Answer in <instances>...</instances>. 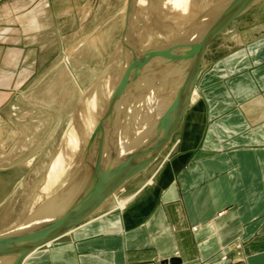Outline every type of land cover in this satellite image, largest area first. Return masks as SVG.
Segmentation results:
<instances>
[{"label": "rangeland", "instance_id": "obj_1", "mask_svg": "<svg viewBox=\"0 0 264 264\" xmlns=\"http://www.w3.org/2000/svg\"><path fill=\"white\" fill-rule=\"evenodd\" d=\"M14 1L12 0V6L16 5ZM183 1V5L187 6L188 3L197 0ZM221 1L217 0L215 9L207 8L205 17L207 14L213 17L212 13L217 16V11L221 15L227 14L224 12L234 6L233 0L223 2L226 6H221ZM149 2L152 0H38L37 3H29L27 9H23L21 12L18 6L11 10L7 7L9 11H5L7 8L3 3L0 4V233L14 228L11 235L19 236L20 228L17 227L29 219L37 208L43 205L48 206L51 203L54 205L51 212H54L74 193L86 188L90 181L96 179L100 174L99 170H103L106 164H110L113 159L117 158V155H121L122 160L119 159L120 161L117 162L118 168L113 169L112 176L119 177L122 169L129 165L135 156H138L139 151L142 152L140 157H143L145 149L154 143L147 156L143 160L142 158L138 159L142 162L139 163L137 169L135 168L136 171L134 170V173L132 172L115 182L117 184L113 193L118 201L129 199L128 197L134 194L140 186L150 181L154 172L170 154L179 134L182 119L157 157L150 163H145L147 157L160 143L167 131L166 127L165 131L161 133L166 120L168 123L170 119L169 114L172 109L168 107L169 105H167V116H165L166 110L163 112L158 110L155 116L151 115V118L149 117L147 120L146 118L150 115V111L147 110V117H143L146 119L143 123V119L140 120L144 116V112L139 107L141 106L140 101H142L140 99L136 107V114L133 113L134 117L128 122H124L126 120L122 119L124 116L122 112L126 113L125 110L128 109L127 114L132 113L129 112L131 111L129 103L132 102L131 99L136 90L131 91L135 86L130 83L127 87L124 86L122 94L117 98L118 104L123 103V105L116 104V101L112 104V106H116L117 110L120 109L118 110L119 116L118 112L114 114L115 108L110 107L108 109L109 111L112 109L110 113L106 107L109 92L116 87L120 76V58L124 54V50L130 49V40L133 38V33H130L129 36L125 35L129 19L133 16L134 22L137 24L133 29H141L139 27L140 20L143 16L145 17L144 13H148L146 8ZM177 2L176 6L179 5ZM207 2V0L202 1L203 8L207 7ZM244 2L243 10L234 15L207 43L199 73L207 70L219 58L242 49L244 41L249 38L251 33L255 32V27L261 20H264V0H245ZM183 5L178 12L180 16H177L180 18V24L185 21V18L190 17L192 9L190 6L186 8ZM223 10L225 11L223 12ZM30 11H32L30 15L38 14V27L30 28L22 20L24 14ZM198 11L197 8L193 10L196 13ZM202 13L200 11L198 17L204 21L205 17L202 16ZM210 16L207 17L208 21ZM20 17L23 18L20 19ZM195 38L191 40L194 41ZM122 44L125 48L122 47ZM174 71L172 59L167 62V73H164L163 70L159 83L165 81V76H172ZM179 75L177 70L173 86L178 83ZM144 79L146 77L140 81L143 82ZM197 85L198 83L194 89L192 104L196 103L198 99ZM124 95L125 97L128 95L126 97L127 104L124 103ZM170 96L169 98H171ZM92 101L95 103V108L90 110L89 105ZM120 105L122 107H119ZM106 110L112 118H108L110 116L108 112L106 113L108 115L104 116ZM91 113H94V118L96 115L98 118H95V125L91 123L92 127L90 126L91 130L97 126V132L95 130L93 136H90L92 137L90 142L84 141L89 144L87 143V148H83L80 153L79 142L82 135L80 129L86 125L88 115ZM102 117L103 119L99 120ZM113 117L116 120L112 122ZM119 120H123L122 123ZM96 121H100V123L98 122V124ZM108 121H110L109 124ZM74 122L76 127H74ZM137 122H142L139 126L140 130L137 129L140 143L138 142L139 137L132 131ZM91 124L89 121V125ZM114 124L118 126L116 127ZM147 127L148 129H146ZM111 128H114L115 131L121 128L123 131V135H121L122 133L119 135L122 139L117 136L114 139L115 143L119 142L118 139L126 140V136H132L128 137V142L124 140V142L116 143L119 145L114 146L116 150L112 145L114 140L109 143L108 148L112 146L113 151L110 148L104 147L105 149H103V146H99L100 136H104L103 133ZM74 129L73 135L75 136L72 141L69 140V144L66 146V138ZM143 137L146 138L143 139ZM155 139L158 140L155 141ZM123 143L125 146L122 145ZM127 145H130V148ZM120 150L122 153L117 154L118 151L121 152ZM59 151L62 152L60 164L57 165L54 162L51 167L50 165ZM80 155L82 156L80 157ZM99 155L102 156V159ZM92 156L94 159L90 158ZM133 160L131 163L135 161ZM79 164L80 166H78ZM49 171L52 175L55 174L51 180L53 183L47 177ZM59 173H62L60 177ZM88 198L89 196L84 199L83 207L89 203ZM117 206L113 201L112 194L107 193L96 199L95 206L91 207L98 210L88 213L86 208V217L77 224L87 220L90 216H98ZM0 264L2 263L0 262Z\"/></svg>", "mask_w": 264, "mask_h": 264}, {"label": "crops", "instance_id": "obj_2", "mask_svg": "<svg viewBox=\"0 0 264 264\" xmlns=\"http://www.w3.org/2000/svg\"><path fill=\"white\" fill-rule=\"evenodd\" d=\"M34 2L0 0L20 12ZM31 13L20 19L38 27ZM248 37L200 73L150 181L22 264H264V20Z\"/></svg>", "mask_w": 264, "mask_h": 264}, {"label": "bare ground", "instance_id": "obj_3", "mask_svg": "<svg viewBox=\"0 0 264 264\" xmlns=\"http://www.w3.org/2000/svg\"><path fill=\"white\" fill-rule=\"evenodd\" d=\"M177 1L178 0H152V2H149L148 3V6L146 8V10H148L147 11L148 13H144L145 17L143 16V18H141V20H140L141 24L139 23L140 26L138 25L139 27H141V29H139V30L137 28H136V30L133 29L134 25H137L134 22V17L132 16L131 19H129L130 22L128 24L127 31H126L125 35L126 36H129L130 33H133V38L130 40L131 41L130 49L124 50V54H122V52L120 51L121 52L120 54H122V57L120 58L121 59V63H120L121 64L120 65L121 66V69L119 68V70H120L119 71L120 72V76H119L118 82L116 81L117 82L116 87H114L109 92L108 101L106 102V104H107V106H106L107 107V110L110 107L111 108L113 107V108H115V111H114V114H115V112H118V110H120V109L117 110L116 109V106L114 107V106H112V104L115 103V101H116V104H118V102H117L118 99L117 98L122 94V92H123L122 89L124 88V86L127 87V85L130 84V83H132L135 86L133 89H131V91L132 90L134 91V89H136V90H135L134 96L131 99L132 102L129 103V109L131 110L129 112L130 113L132 112V113L130 115H128L127 114L128 113V109H126L125 110V111H127L126 113H123L122 112V114H124V116L121 114L123 116V117L121 116L122 119L124 118L123 120H126L124 122H128L132 117H134L133 113L136 114V112H135L136 111V107L138 106L140 99L142 101H140L141 106H139V107L141 108V111L144 112V114H143L144 116H142V117L140 116L141 118L139 117L140 120L143 119L142 122L145 121L146 119L148 120V118L151 115L152 116H155L156 115V112L158 110L159 111H162V112L164 110H166V115L165 116H167V105H169L168 107L170 109H172V111H170V114H169V118L171 119V116H172L173 111L175 110L176 106L179 104L178 102L180 101V98H181V95H182L183 84H184V82L186 80L187 70H188V67H189V60H188V58L190 56H192L191 51H192V46L194 45V42H195V39H196L195 37H196L197 29L203 23V19H200L198 17V14L200 13V11H202L203 12L202 13V16L205 17L204 14H205V12L207 13V10H208L207 8H209V10H213V9L216 8L217 0H207L208 1L207 2L208 5H207V7H204V8H203L204 4L202 3L203 0H197L196 2L193 1L191 3H188L187 6H185L186 4L183 5V2H184L183 0H179L178 2ZM233 1H235V0H233ZM244 1L245 0H240L239 7H238V13L241 10H243V8H244V5H245V2ZM176 2L179 3L178 6H176ZM221 2L223 3V2H227V1L226 0L225 1L222 0ZM230 2H231V0H230ZM218 3H220V2H218ZM222 3H220L221 6L224 5V3L223 4ZM227 4H229V3H227ZM182 5L184 7H186V8L190 6V8H192V9H191V15H190V17H188V19L185 18V21L180 24V22H179L180 18H177V16L179 15L178 12L180 11L179 9H180V7ZM224 6H226V5H224ZM195 8H197V10H199L198 11L199 13L197 12L198 14L196 12H193V10ZM182 11H184V10H182ZM224 11L225 10H223V12ZM221 12H222V10H221ZM217 14H218V11H217ZM212 15H213V17L210 16L209 14H207V16L205 17V19L207 17H209V16H210L209 20L210 19L211 20L212 19H215L216 14L212 13ZM178 23H179V25H178ZM193 38H195L194 41L191 40ZM185 39H186V42L188 41L189 43L188 42L186 43V46H187V47H185V52L186 53H185L183 62L181 64V67L178 66L177 68H175V71L173 72L172 76L171 75L165 76V81L159 83V80L162 78V72H163V70H164V73H167V62L169 60H172L173 59V54L175 53L177 47ZM124 42H126V41H124ZM124 44H122V47L123 48H125L123 46ZM177 70L180 73V75H179L180 78H178V83L173 86L172 83H174L175 80H176L175 79V77H176L175 74H176V71ZM143 77H146V79L142 80L143 82H141L140 80ZM139 82H140V84H139ZM125 83H126V85H125ZM168 85H170L171 87H169ZM136 86H137V88H136ZM168 91H169V93H167ZM86 92H88V91H86ZM170 94H172V96H170ZM193 94H194V90H193ZM193 94L191 96V100H192ZM169 96L171 98H169ZM124 97H125V95H124ZM126 97L124 99V103L127 104V102H126L127 98ZM82 98H84V97H82ZM98 102H100V101H98ZM119 104H122L123 105V103H119ZM191 104H192V102H191ZM191 104L189 105V107L191 106ZM122 105H120L119 107H122ZM89 107H90V110H91V108H95L94 101L91 102V105H89ZM79 108H81V107H79ZM107 110L104 112V116L105 115H108L106 113L109 110L108 111ZM147 110L150 111V115H148V117L146 116ZM110 111H112V109ZM121 111H122V109H121ZM121 111H120V113H121ZM74 114H76V113H74ZM93 114L94 113H91V115L90 114L88 115L86 125H84V126L81 125L82 127H81L80 130H81V134L82 135H81V141L79 142L80 143L79 147H81L80 148L81 149L80 150V153H81L82 149L87 146V143L91 141L92 137H90V136H93V134H94V132H95V130L97 128V126L96 127L94 126L95 128H93V130H91L92 124L95 125V118H97V115L94 118ZM116 115H117V113H116ZM118 116H119V112H118ZM165 116H163V117L166 118ZM109 117L112 118L111 114H110V116H108V118ZM143 117H147V118L145 119ZM101 119H103V117L100 118L99 120H101ZM113 120H114V117L112 119V122H113ZM89 121H90V124L92 123L91 125H89ZM119 121H121V120H119ZM119 121H117V122H119ZM122 121H121V123H122ZM161 121H162V119H161ZM96 122L97 123L98 122L100 123V121H96ZM124 122H123V124H125ZM142 122H137L136 123L137 126L135 125L134 129H132V131L134 133H136V136L138 134L137 132H139V131H137V129L140 130V127L139 126L142 124ZM109 123H110V121H108V124ZM143 123H145V122H143ZM168 123H167V120H166V124H165V126H163V129H162L161 133L163 131H165L166 127L168 126ZM98 124H96V125H98ZM119 124H120V122H119ZM160 124H162V123H160ZM74 125H75V122H74ZM114 126H116V124H114ZM74 127H76V125ZM146 129H148V127ZM74 131H75V129L74 130H71L70 133H69V135L67 136V138L65 137L67 139L66 146H68L69 140H71V141L73 140V136H75V135H73ZM96 132H97V130H96ZM130 132H131V130H130ZM142 132H144V131L142 130ZM142 132H141V134H142ZM103 134H105V135L104 136L103 135L100 136V138H99L100 140L99 139L98 140H99V146H101V147L103 146L102 148L105 149V148H108L109 143H111L117 136H119L120 134L123 135V131H122L121 128H118V130H116V131L114 130V128H111V130H108V131L106 130V133H103ZM124 136H126V135H124ZM136 136L133 135V137H135V138H136ZM139 136H137V137H139ZM120 137L121 136H119L118 138H120ZM128 137H132V136H128ZM128 137L126 136V140L123 137V139L125 140V142H128L129 141V138ZM144 138H146V137H143V139ZM120 139H122V137ZM120 139H118L119 142L120 141L124 142V140H120ZM138 139H139L138 142L140 143V137ZM143 139H142V142H143ZM85 140L88 141V142L87 143H84ZM156 140H158V139H155V141ZM93 141H92V143H93ZM119 142H116V143H119ZM132 142H133L132 144H134V141H132ZM138 142H137V144H138ZM142 142H141V144H142ZM150 142H151V140H150ZM113 143L116 144L115 143V140H114ZM97 144H98V142H97ZM114 144H112L113 147L118 145V144H116V145H114ZM124 144L125 143H123L122 145H124ZM128 144H131V143H128ZM77 145H78V143H77ZM122 145H120V147ZM127 146L129 147L130 145H127ZM153 146H154V143L152 145L148 146L147 149H145L146 152L144 151L143 157H140L142 152L139 151V153H137L138 156L137 157L135 156V159H134L135 161L132 159L134 162L131 163L132 162V160H131L130 163H129V165H127L125 168L122 169V172H120L119 177H115L114 178L112 176V172H113V169H115V167H117V162L120 161L119 159L122 160V158L120 157L121 155H117V158L116 159H113V161L110 162V164L109 163L108 164L105 163L106 165H105L104 169L103 170L102 169L99 170V172L101 173L99 175H101V178H103V179H102L100 185L98 186L96 192H93L92 195L89 197L90 198V200L88 201L89 202V205H91V198L96 201V199H98L99 197H101V196H103V195H105L107 193L112 194V197L115 198V193H113L114 188H115V186L117 184V183L115 184V182L117 180H120V178L126 177L127 175L131 174L134 170L136 171L137 166L139 165V163L142 162L141 160L138 161V159L142 158V160H143L147 156V154L150 152V149ZM62 147H63V145H62ZM109 148L112 150V146L109 147ZM122 148H123V146H122ZM114 150H116L115 147H114ZM121 150H123V149H121ZM112 151H111V153H112ZM61 153L62 152H60V151L58 152V154L56 155L55 159H53L52 164L50 165L51 167H52V165H53L54 162H56L57 165L60 164V160L62 158L61 157ZM118 153H122V151L121 152L118 151L117 154ZM82 154H83V152H82ZM77 155H79V154H77ZM101 155H102V152H101ZM81 156L82 155H80V157ZM69 157H68V160H69ZM96 157H97V154H96ZM99 157H101V159H102V156L99 155ZM78 158H79V156H78ZM90 158L94 159L93 156L90 157ZM96 161H94V162H96ZM98 161H100V160H98ZM75 162H77V161L75 160ZM90 164H92L91 161H90ZM78 166H80V164ZM51 167H50V169H51ZM59 168L60 167L58 166V169ZM73 170H72V172H73ZM61 174L59 173V177H60ZM54 176H55V174L52 175L50 173V171H49V174L47 175V177H49V180L50 181L54 178ZM59 177L57 176V179H59ZM111 178H112V180H111ZM113 179H115V180H113ZM59 204H62V203H59ZM87 206H88V203L85 204V207H87ZM53 207H54V205H52L51 203L48 206L47 205L40 206L39 208H37V210L35 212H32L31 215L34 216V217L39 216V218L40 217H43V216H46L52 210ZM88 207H87V209H88Z\"/></svg>", "mask_w": 264, "mask_h": 264}, {"label": "water", "instance_id": "obj_4", "mask_svg": "<svg viewBox=\"0 0 264 264\" xmlns=\"http://www.w3.org/2000/svg\"><path fill=\"white\" fill-rule=\"evenodd\" d=\"M234 8L228 9L222 14L218 13L214 20L206 18L198 27L196 39L192 46V56L188 58L189 67L187 70L186 80L183 84L182 95L179 104L172 113L171 119L167 126V132L162 141L157 145L153 152L147 157L146 164L150 163L161 152L162 148L168 143L175 129L180 123L185 111L191 104V96L196 87L200 72V63L209 40L224 26L234 15L238 13L240 0L233 1ZM186 39L177 47L173 54V68L181 67L185 56ZM101 174V173H100ZM103 178L99 175L96 179L90 181L86 188L74 193L67 202L58 207L54 212H49L43 217L30 216L29 219L21 223L19 236L11 235L14 228L0 233V262L2 264H22L23 260L29 253L38 247L49 244L55 239L65 234L74 227L78 222L85 218V209L83 207L84 199L96 192ZM101 193V192H100ZM90 198L88 199V201ZM93 203V204H92ZM96 201L91 198L89 208L95 206ZM87 212V211H86ZM175 258L168 259L167 262L174 264ZM163 261L162 264H166Z\"/></svg>", "mask_w": 264, "mask_h": 264}]
</instances>
